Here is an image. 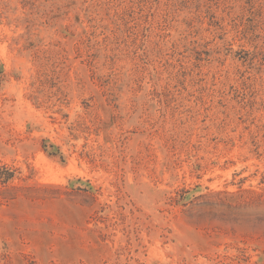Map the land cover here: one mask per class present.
<instances>
[{"label": "rangeland", "instance_id": "obj_1", "mask_svg": "<svg viewBox=\"0 0 264 264\" xmlns=\"http://www.w3.org/2000/svg\"><path fill=\"white\" fill-rule=\"evenodd\" d=\"M0 264H264V0H0Z\"/></svg>", "mask_w": 264, "mask_h": 264}, {"label": "trees", "instance_id": "obj_2", "mask_svg": "<svg viewBox=\"0 0 264 264\" xmlns=\"http://www.w3.org/2000/svg\"><path fill=\"white\" fill-rule=\"evenodd\" d=\"M53 154V153H52Z\"/></svg>", "mask_w": 264, "mask_h": 264}]
</instances>
